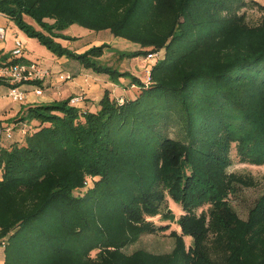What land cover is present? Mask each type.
Listing matches in <instances>:
<instances>
[{"label":"trees","instance_id":"1","mask_svg":"<svg viewBox=\"0 0 264 264\" xmlns=\"http://www.w3.org/2000/svg\"><path fill=\"white\" fill-rule=\"evenodd\" d=\"M242 7V0H0L1 14L74 70L128 77L140 89L121 103L106 89L96 112L68 97L17 117L37 127L0 142L3 264H264V193L244 219L217 201L255 184L228 170L234 147L241 158L264 157V21L246 24ZM69 23L138 44L118 51L121 58L164 50L149 83L102 63L109 44L63 48L54 39ZM202 180L217 193L209 205ZM171 200L182 207L176 219ZM157 216L177 222L173 249L127 252L142 235L168 228Z\"/></svg>","mask_w":264,"mask_h":264},{"label":"rangeland","instance_id":"2","mask_svg":"<svg viewBox=\"0 0 264 264\" xmlns=\"http://www.w3.org/2000/svg\"><path fill=\"white\" fill-rule=\"evenodd\" d=\"M242 3L243 7L239 10V13L241 14V17H243V20L246 24L255 25L264 21V0H242ZM3 17L6 16L4 14H0V24H3L5 26L6 35L4 39H0V48H3V50L8 53L14 47V43L12 42L13 38L17 36L18 39L24 43V52L22 54L23 57H26L30 61L39 64L44 69L50 70L51 76L54 72L59 71L60 72L56 74L57 77L59 74L66 75L67 70H70L71 68L67 67L68 69H66L64 67L65 64L63 62L66 57L55 54L53 51L49 50L44 44H42L40 40L34 37H30L24 30H22L16 25L13 19L8 18L7 22H5ZM23 19L27 24L32 25L36 29L40 28V26H38L37 23H35V20L32 19L30 16L24 15ZM46 20L50 23L54 19L51 18V20ZM59 32L61 36L56 37L54 40H56V42L59 43L63 48H67L70 51H75L76 53L83 52L90 46L100 45L103 43L109 44L108 48L103 49L104 53L100 57V61L102 63L114 66L121 72L130 70V67L133 75L143 79L144 82L147 83L146 72H148V69L152 67L154 63L153 60H147L145 56L121 58L117 53L118 51L123 50L137 51V49L140 48L138 44L136 45L135 43H132L123 37H114L109 30L92 31L80 24L77 25L75 23L66 24L65 27L62 28ZM159 53L160 56H163L164 50L159 51ZM124 79L125 80L122 83V88L124 89V93L128 94L126 95L127 97H125L130 98L138 95V91L140 90L139 87L136 85L132 86V82L131 84H129L128 78ZM66 81H68V79ZM44 87L45 85L43 86V90ZM129 87L131 88L127 90ZM1 90L5 92L6 88L0 85V91ZM46 92L47 91H45V93ZM113 96L110 94V97L115 98ZM125 97L119 96L116 100L121 103L120 100ZM99 101L100 100H97L96 106L97 104L99 106ZM1 104L2 102L0 101V105ZM40 104L48 103L44 102ZM40 104L31 103L30 106H36ZM27 107H29L28 104L24 105L23 110H26ZM97 109V107H93L91 111L96 112ZM13 123H17V120L13 121ZM18 124L22 125L20 123ZM27 125L28 126L22 125L21 127L24 128L26 131L29 127V130L31 132L37 127V123L35 121H32ZM0 126L10 127L13 126V124L10 125V123H6ZM13 132L14 136L9 140H12L14 138L16 139V141H20L21 138L25 135L22 131H19V128ZM170 134L176 135L174 134V132H170ZM236 152V148L234 147L231 152L232 163L228 166V170L231 172L240 174L244 173L252 176L255 183L253 186H236L234 187L235 189L233 193L229 194L228 197L224 198H222L219 194L217 195V193H215V191H213L212 189H208V184L203 180L200 182V184H198V186H201L203 188V198L205 199L204 203H208L207 205L211 204L213 202V197L217 195L218 203H221L226 210L235 212L236 214H238V216L244 219L247 217L246 215L248 209L254 204L255 200H257V198L262 193H264V157H261V153H257L255 155H252L253 157L241 158L239 156L241 154L239 153L238 155ZM89 178L91 177H88V180ZM90 182L92 183L93 180ZM193 190L197 191V189L194 188ZM187 199L191 200V198ZM168 203L172 212L174 213V219H176L178 215L183 212L182 207L180 206V204L174 202L173 200L169 201ZM152 220H154L158 225L168 223L169 226L165 230H160L157 233L142 235L141 237H139V239L127 246V252H132L135 249H147L155 253H160L170 252L173 249L174 239L169 235V232L174 229L176 230V232H179L177 222L175 220L173 222L163 221L158 216L154 217ZM185 239L186 245L188 246L191 239L189 237H185ZM92 255H95V252H92ZM3 262V247L0 246V263L3 264Z\"/></svg>","mask_w":264,"mask_h":264},{"label":"crops","instance_id":"3","mask_svg":"<svg viewBox=\"0 0 264 264\" xmlns=\"http://www.w3.org/2000/svg\"><path fill=\"white\" fill-rule=\"evenodd\" d=\"M1 14V13H0ZM5 22H7L8 18L3 17ZM3 25V24H0ZM4 26V25H3ZM11 50L6 53L3 48H0V58H8L10 57ZM25 61H30L26 57H24ZM67 59H64L65 68L71 67L70 70H67L66 74L69 73L71 77L66 82H61L58 80L56 74L59 72H54L50 79H45L42 83L44 87L43 93L40 96H37L33 93V86L25 84L21 86L22 89L26 90V101L24 103H15L10 101L8 97L9 86L5 84H0L5 87L6 90L0 91V101L2 104L0 105V125H4L6 123L15 124L14 131L19 128V131H22V125L18 123H13L17 119V117L24 111V105L31 103H52L54 100L68 99V97L72 95L83 94L85 95V99L83 103H81L78 108L81 110L86 109L91 111L93 107L99 108L98 104L96 106L97 100H100L104 95V91L107 89L109 93L115 97L116 99L119 96L125 97L128 95L124 93V89L122 88V83L125 80L124 78L128 77H119L117 81H113L109 79L106 74L103 73H94L90 69L79 68L78 70H74V67L69 64H66ZM110 64V63H109ZM130 70H128L130 73ZM129 79V78H128ZM129 84H131V80L129 79ZM134 86V84H131ZM129 87L127 90H129ZM32 90V91H31ZM45 91H47L45 93ZM139 94V91H138ZM127 97V96H126ZM24 104V105H23ZM15 119V120H14ZM14 134V132H13ZM14 136V135H13ZM7 142V141H6Z\"/></svg>","mask_w":264,"mask_h":264},{"label":"built area","instance_id":"4","mask_svg":"<svg viewBox=\"0 0 264 264\" xmlns=\"http://www.w3.org/2000/svg\"><path fill=\"white\" fill-rule=\"evenodd\" d=\"M6 35V28L3 25H0V39H4ZM14 47L10 52V57L1 59L0 58V79L6 82L9 86L8 97L11 101L15 103H24L26 101V90L22 89L21 86L28 84L33 86V93L37 96H40L43 93V85H36L33 82L41 81L50 78L51 71L44 69L39 64L32 61L23 60L24 52V43L15 36L12 40ZM145 58L147 60L155 62L157 59H160V53L158 51H151L148 53ZM151 69V68H150ZM147 73V83H149V72ZM71 75L67 73L66 75L59 74L58 79L66 81ZM146 83V84H147ZM85 96L82 95H73L69 97V104L74 107H78L83 103ZM122 102V99L120 100ZM14 126L10 127H1L0 126V142L9 141L13 137ZM22 132L25 134L26 130L22 128ZM0 246L4 248V241L0 240ZM1 264V263H0Z\"/></svg>","mask_w":264,"mask_h":264}]
</instances>
